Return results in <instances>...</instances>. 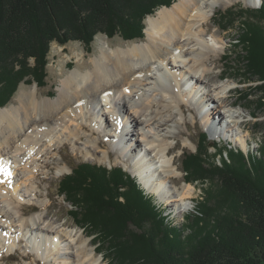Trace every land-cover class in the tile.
<instances>
[{
  "label": "bare ground",
  "instance_id": "1",
  "mask_svg": "<svg viewBox=\"0 0 264 264\" xmlns=\"http://www.w3.org/2000/svg\"><path fill=\"white\" fill-rule=\"evenodd\" d=\"M237 1L179 0L147 19L144 42L113 47L100 40L92 69H71L55 97L40 99L33 87L20 92L19 105L0 108L1 252L11 255L18 246L25 260L36 255L46 264H105L84 231L53 215L39 182L46 176L47 159L66 142L82 147L90 159L104 148L100 158L111 160L97 134L109 139L126 162L137 161L139 148L144 149L145 158L135 162V170L163 198L168 213L187 209L196 186L185 183L180 173L175 152L184 133L171 125L184 122L188 111L194 124L202 122L206 132L219 130L221 136L230 132L222 128V120H234L239 131L248 126L241 114L232 113L247 107L225 83L230 76L214 73L225 45L223 35L209 24L219 8ZM243 1L255 7L260 0ZM237 137L245 149L247 138ZM59 171L66 172V167Z\"/></svg>",
  "mask_w": 264,
  "mask_h": 264
},
{
  "label": "trees",
  "instance_id": "2",
  "mask_svg": "<svg viewBox=\"0 0 264 264\" xmlns=\"http://www.w3.org/2000/svg\"><path fill=\"white\" fill-rule=\"evenodd\" d=\"M172 1L0 0V84L13 86L0 108L9 105L20 81L46 85L52 43L91 44L101 33L140 40L145 19ZM221 17L230 27L242 20L234 41L244 54L243 74L261 82L256 89L263 105L264 1L259 9L232 8ZM208 138L201 134L196 151L185 154L184 173L190 184L214 181L217 187L205 188L186 226L170 222L122 166L74 164L59 195L72 204L77 225L91 227L117 264H264V142L259 156L230 145L214 146L212 154Z\"/></svg>",
  "mask_w": 264,
  "mask_h": 264
},
{
  "label": "rangeland",
  "instance_id": "3",
  "mask_svg": "<svg viewBox=\"0 0 264 264\" xmlns=\"http://www.w3.org/2000/svg\"><path fill=\"white\" fill-rule=\"evenodd\" d=\"M179 0H173L171 6ZM264 0H260L258 2V5L255 7L247 6V4L243 0H239L235 2L233 5H230L228 7H222L219 8L214 16L212 17L210 21V27L211 29L217 31L219 34L223 35L224 38V49L221 50L220 55L223 57L222 60H219L216 67H214V73L217 75L218 73H228L227 75L230 76L231 79L224 78L225 83L227 85H230V87L235 88V96L234 99L239 98V102H241L242 105L247 107V109H244L242 112L239 108H235L232 110V113H235L238 115L241 114L242 117L240 118L241 121L248 122V126L242 129V131H239L238 126L236 127V123L232 120H228L230 125L235 128V132L232 131L230 128V125H228V128L230 132L224 134V136L220 135V131H209L210 138H208L209 142L211 143L210 146H217V148H225L227 146H231L232 148L239 147V140L237 135H243L247 138V146L249 149V152H254L258 156L260 155L261 148L260 144L264 142V101L263 105H261L262 102V93H260L256 88L260 86L261 82L257 80H249V77L245 74H243V60H244V54L240 50L239 47H236L235 45V39H237L241 34L242 31V20L236 21L235 24H233V27L229 26V23H223V19L221 17V14L226 12L228 9L232 8H238V9H257V7L263 3ZM260 3V4H259ZM170 6V7H171ZM167 8V7H164ZM159 9V8H158ZM157 9V10H158ZM222 12V13H221ZM156 13V12H155ZM153 14L152 16L156 15ZM147 19V18H146ZM145 19L144 24L145 28L147 27V20ZM227 24V29L225 28ZM146 30V29H145ZM146 37V35H145ZM107 40L109 41L110 46L116 47V46H122L126 47L127 45H131L134 43H141L145 41V38L142 39H136V40H125L122 36L117 35L113 38H108L105 34H98L95 36L93 42L91 44H86L85 42L80 41H70L65 45H61L59 43H52L50 48V53L48 56V64L46 66V74L47 78L45 79L46 85H38L33 78H26L27 81H20L18 83L17 91L14 97L12 98L9 105L6 107L9 108L12 106V104L19 105L18 97L20 95V92L22 90H31L33 87H37L38 97L44 98V97H55L57 95V88L61 85L62 80L71 72V69H81L82 72L86 73L92 67L94 66V59L99 56L100 54V40ZM239 52V53H238ZM229 55L230 59L225 60V56ZM33 65V63H31ZM207 80V78H205ZM13 87V86H12ZM10 87V88H12ZM8 88V89H10ZM7 88L3 86V84H0V100H5L7 96ZM229 88L227 89V91ZM249 94H252V96H249ZM186 98H188V101L190 103V98H192L190 95ZM191 104V103H190ZM212 104V103H211ZM215 106L214 108H218L217 104H212ZM5 107V108H6ZM263 107V108H262ZM253 110V111H252ZM252 111L253 115H249V112ZM185 121L177 124H172L171 129L176 132H183L184 137L181 139V144L177 148L175 152V156L178 158L177 165L182 168V175H186L184 173V166H183V158H185V154H191L196 151L197 144L200 140V135L207 133L206 128L203 126L202 122L199 123H193L192 115L190 112L185 113ZM223 122H226L225 120H222V128H223ZM109 130V131H108ZM136 130V129H135ZM135 130H132V132L135 134L133 135V138L137 137V133ZM106 133L113 132L111 129L105 130ZM216 132V133H214ZM232 132V133H231ZM97 139H100L102 142L105 143L106 149L111 152V160L108 159H101L100 156L104 151H106L104 148H101L99 153H97L95 159H90L86 153L84 152L82 147L74 148V146L70 143H65L61 147V151L54 156L52 159H47V161L50 163L45 169L46 176H40L39 182L41 184V192L43 196V200L47 202L48 204H52V212L54 216H58L59 219L63 222V224L70 226L71 228H75L78 231H84L86 234V237L91 239V247L94 249H97L96 256L102 257L105 264H117L115 261H113L112 257L110 256L109 250L102 246L100 242V238L96 237V235L91 234L92 228H84L79 225H77L76 221L73 219L72 215H70V210L72 209V204L68 202L67 197L60 196L58 192V186L61 181V179L69 174L72 169L71 166L74 164H81V163H91V164H97L101 166H105L107 168H112L116 166H122L126 171H134L130 169V161L126 162L125 158L119 154L120 151H117L114 146H111L109 143V139H104L101 134L96 135ZM139 140H141L140 137H138ZM191 138L192 142L189 140ZM232 140V141H230ZM230 141V142H229ZM85 142V141H83ZM185 142H187V145H184ZM175 143V142H173ZM141 150V148H139ZM246 150V148L244 149ZM216 149L215 147L211 149V153H215ZM140 157V156H139ZM138 157V158H139ZM136 159L140 161L141 159ZM66 167V172L60 173L59 169ZM132 168H134L132 166ZM133 173V172H132ZM187 181V180H185ZM186 183V182H185ZM196 186V191L194 193V199L193 201H188L186 206L187 209L184 207L181 208V212L178 210H173L171 214L175 216V213H178V216L175 217H167L168 212H165V215L167 219L172 222L174 225H180V226H186L188 225V216L194 215L196 210L199 207V202L202 200L203 197H205V188L206 190H213L216 189L217 183L214 181H211L209 183H200L197 182L196 184H193ZM150 186V185H149ZM171 186V184H170ZM50 195V199H48L47 195ZM147 195V194H146ZM157 205H161L163 203V198L159 196L158 198H154ZM166 203V202H165ZM164 204V203H163ZM162 204V205H163ZM166 208V207H165ZM193 217V216H192ZM183 228V227H182ZM26 243V241H25ZM23 243V245L25 244ZM24 252L20 248V251L13 252V254L8 255L0 251V264H46L41 258L37 257L36 255L33 256L31 260H25L23 258ZM10 256V257H9ZM2 257L4 259H2Z\"/></svg>",
  "mask_w": 264,
  "mask_h": 264
}]
</instances>
